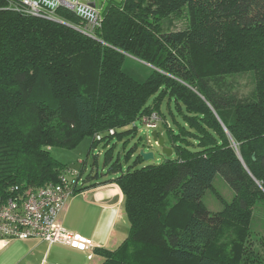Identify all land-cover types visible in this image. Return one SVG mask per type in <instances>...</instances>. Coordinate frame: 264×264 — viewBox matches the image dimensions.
<instances>
[{
  "label": "trees",
  "instance_id": "trees-1",
  "mask_svg": "<svg viewBox=\"0 0 264 264\" xmlns=\"http://www.w3.org/2000/svg\"><path fill=\"white\" fill-rule=\"evenodd\" d=\"M58 13L62 22L0 0V192L57 182L66 165L51 147L89 136V152L104 142L110 175L78 171L74 192L115 182L129 223L117 246L94 248L99 264H264V236L254 244L250 227L251 199L264 197V0H108L93 37L73 26V11ZM181 17L184 28L162 26ZM239 71L253 73L246 97L218 79ZM162 95L186 122L166 130L175 157L123 169L110 139L134 134L143 115L161 116ZM137 151L126 157L142 160ZM216 173L234 199L212 211L202 196Z\"/></svg>",
  "mask_w": 264,
  "mask_h": 264
},
{
  "label": "rangeland",
  "instance_id": "rangeland-1",
  "mask_svg": "<svg viewBox=\"0 0 264 264\" xmlns=\"http://www.w3.org/2000/svg\"><path fill=\"white\" fill-rule=\"evenodd\" d=\"M107 1L108 0H97L96 4L98 7H104ZM162 26L170 29H181L186 26V21L183 17L172 18L171 20L165 18L162 21ZM198 55L199 58L203 59L202 51H199ZM138 62L135 63H137L136 65L141 70V73L147 75L149 67L145 63ZM252 74L251 71L230 72L219 75L218 79L226 86L225 88H228V91L237 93L239 97H246L250 95L254 89ZM159 101L161 116L155 111L143 115L148 119L156 116L155 127H146L139 119H136L134 122L136 125L134 134H121L119 137L114 136L110 139L108 146L111 145L113 147V155L114 157L119 158L123 169L128 165H131L132 167H140L148 163H161L167 157L161 152V146H159L151 136L152 131H157L162 135L164 138V146L171 147L172 142L166 130L171 129L173 132H177L179 127L178 123H186L182 110L179 107L180 103L177 104L174 98L162 95ZM148 139H150V141H148ZM186 139L190 149H199L197 138L194 135L187 136ZM90 141L91 139L89 136H84L75 147L64 148L53 146L50 149V153L59 162L65 164L66 168L69 167L74 171H81L83 177H86L88 174H93L97 170L100 174L103 173V175H100L97 178H104L110 175L106 173V167L103 166L104 150L106 149V146L103 141L98 142L92 151L89 152ZM179 142H181V140H179ZM133 145H136L138 148L137 152H139V149L141 148H143L144 151H153L154 158L149 160L142 159L134 162L136 153L126 157L129 148ZM170 157H175V153L173 152ZM90 180L93 181L96 180V178H91ZM169 199L171 203L175 201L172 196H170ZM233 199V189L219 173L214 175L212 186L207 188L202 196L203 204L212 211L221 210L224 204L230 203ZM250 218L251 237L253 240L255 239L253 243L257 244V238L264 236V197L254 196L251 199ZM227 227V225H222L220 233H226L229 228ZM216 246V243H213L210 246H207V248L216 251ZM0 264L3 263L0 262Z\"/></svg>",
  "mask_w": 264,
  "mask_h": 264
},
{
  "label": "built area",
  "instance_id": "built-area-1",
  "mask_svg": "<svg viewBox=\"0 0 264 264\" xmlns=\"http://www.w3.org/2000/svg\"><path fill=\"white\" fill-rule=\"evenodd\" d=\"M8 7L25 14L63 21L58 13L60 8L73 11L81 19L73 25L86 35L96 36L102 25L103 7L97 0H4ZM156 116L150 119L142 117L146 127H155ZM109 134L113 129L108 130ZM99 139L100 136L96 135ZM150 141V139H148ZM156 142V141H155ZM78 171L65 168L57 182H48L35 188H22L11 185L0 192V240L38 238L47 243H58L79 248L94 255L93 243L62 226L60 212L65 208L68 198L75 194L78 183Z\"/></svg>",
  "mask_w": 264,
  "mask_h": 264
},
{
  "label": "crops",
  "instance_id": "crops-1",
  "mask_svg": "<svg viewBox=\"0 0 264 264\" xmlns=\"http://www.w3.org/2000/svg\"><path fill=\"white\" fill-rule=\"evenodd\" d=\"M63 227L90 240L94 247L114 248L127 235L129 223L123 206V193L115 182L86 188L66 202L59 214ZM251 223V222H250ZM97 253L38 238L0 240L3 264H99Z\"/></svg>",
  "mask_w": 264,
  "mask_h": 264
},
{
  "label": "water",
  "instance_id": "water-1",
  "mask_svg": "<svg viewBox=\"0 0 264 264\" xmlns=\"http://www.w3.org/2000/svg\"><path fill=\"white\" fill-rule=\"evenodd\" d=\"M151 136L153 137L154 141L161 146V152L166 156H170L173 153V150L171 147L164 146V138L161 134H157L156 131H152ZM139 154L142 157L143 160H149L154 158L153 151H144L143 148L139 149Z\"/></svg>",
  "mask_w": 264,
  "mask_h": 264
}]
</instances>
